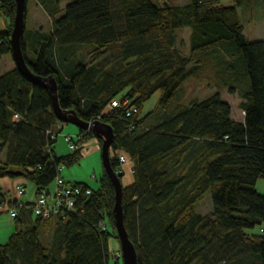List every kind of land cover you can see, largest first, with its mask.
I'll list each match as a JSON object with an SVG mask.
<instances>
[{"label": "trees", "instance_id": "trees-1", "mask_svg": "<svg viewBox=\"0 0 264 264\" xmlns=\"http://www.w3.org/2000/svg\"><path fill=\"white\" fill-rule=\"evenodd\" d=\"M37 1L52 30L25 28L24 56L34 74L56 79L62 109L112 126L111 162L122 184L120 156L131 167L123 210L138 264H264V194L257 189L264 179V40L245 34L239 14L245 0L230 7L221 0L184 6ZM15 15L16 1L0 0V19L8 24L0 30V181L32 182L37 196L50 189L60 166L79 163L86 142L97 138L78 128V149L56 154L59 134L70 124L58 120L50 90L17 69ZM184 29L191 30L188 55L178 47ZM10 59L13 68L5 65ZM190 79L213 82L216 93L172 109ZM226 90L239 95L244 122L232 118L222 98ZM159 91L157 107L144 115V104ZM131 106L138 113L127 117ZM151 120L157 121L153 127ZM74 183L93 194L81 197L66 217L43 219L20 208L15 233L0 243V264H110L109 241L120 243L114 185L105 169L97 189ZM1 191L0 203L7 196ZM208 191L213 212L203 215L197 204Z\"/></svg>", "mask_w": 264, "mask_h": 264}, {"label": "rangeland", "instance_id": "rangeland-1", "mask_svg": "<svg viewBox=\"0 0 264 264\" xmlns=\"http://www.w3.org/2000/svg\"><path fill=\"white\" fill-rule=\"evenodd\" d=\"M62 4L64 8L68 3ZM156 4H172L175 6H184L190 3V0H154ZM221 4L226 7L234 6V0H221ZM28 27L29 28H44L50 29V22L45 23L41 16L43 12L37 7L35 0L28 2ZM42 12V13H41ZM239 14L244 26L246 36L251 41L264 40V0H245L243 6L239 8ZM43 19V20H41ZM43 29V30H44ZM190 29H184L178 32L179 43L178 47L185 54H189L190 50ZM89 49L84 52L87 55ZM216 86L211 81H200L198 79H190L183 87V91L172 109L179 106V104H190L196 100H204L216 93ZM161 92H156L152 98L144 104L143 114L147 115L153 111L159 102ZM222 98L228 102L233 109V113L238 118L242 115L239 107L241 99L238 94H230L227 90L222 92ZM156 120L149 122L150 126L156 125ZM79 133L78 127L74 125H66L60 132L55 151L58 156H66L71 153L68 143L65 140L66 136H77ZM97 144V146H96ZM129 163V162H128ZM104 173V166L102 161V151L97 139H92L86 142L84 156L79 163L72 166L65 167L62 176L67 182H80L97 189L100 186V180ZM131 180L130 174H126L123 178V184H129ZM26 194L22 195V200H36V187L32 182H26ZM54 183L50 189H54ZM17 187V186H16ZM15 187V189H16ZM257 188L259 192L264 194V179L258 181ZM14 193L16 195V191ZM197 209L200 214L207 215L213 212L212 193L208 191L203 199L197 204ZM16 231L15 221L10 217V214L0 208V243L6 244L9 238ZM111 250L110 264H124L123 259H118L121 255V244L114 238L109 241Z\"/></svg>", "mask_w": 264, "mask_h": 264}, {"label": "water", "instance_id": "water-1", "mask_svg": "<svg viewBox=\"0 0 264 264\" xmlns=\"http://www.w3.org/2000/svg\"><path fill=\"white\" fill-rule=\"evenodd\" d=\"M16 1V15L14 19V27L11 36L12 56L19 72L25 76L30 82L36 85L46 87L51 92L53 107L59 121L64 124H70L82 130L92 131L97 139L102 141V161L106 174L111 179L116 194V202L114 207V219L121 244V252L124 264H138L137 250L135 244L131 240L124 222L123 210V184L112 167L111 147L114 142L115 133L112 126L99 120L87 122L82 120L75 110H64L60 106L58 97V85L54 77H40L34 74L26 61L22 50V37L26 28V0ZM22 175V173H17Z\"/></svg>", "mask_w": 264, "mask_h": 264}, {"label": "built area", "instance_id": "built-area-1", "mask_svg": "<svg viewBox=\"0 0 264 264\" xmlns=\"http://www.w3.org/2000/svg\"><path fill=\"white\" fill-rule=\"evenodd\" d=\"M121 102L118 100L113 101V108H119ZM125 105L128 104L126 101ZM138 113V108L136 106H131L127 111V117H130ZM58 129H61V126H58ZM51 139H56L57 134L54 130L48 132ZM82 135L79 133L77 136H66L65 140L69 145L71 151H76L78 149V143L82 140ZM119 162L122 165L121 173H124L123 166L128 164L129 160L126 156L122 155L119 158ZM64 166L58 168V175L54 182V189H44L37 194L36 200L32 205H25L23 202L17 200L15 197H6L5 201L0 203V208L7 211L10 214L12 219H15L19 215L20 208H27L32 210V212L43 219H51L53 217H66L68 213H74L77 209L78 200L81 197H89L93 194L90 188H85L84 186L77 185L74 182H67L63 176L62 172ZM118 174V173H117ZM16 195H24L26 193V187L24 184L17 185ZM2 191L0 189V196ZM1 199V197H0ZM103 227H105L103 225ZM121 258V255L118 256V259Z\"/></svg>", "mask_w": 264, "mask_h": 264}, {"label": "crops", "instance_id": "crops-1", "mask_svg": "<svg viewBox=\"0 0 264 264\" xmlns=\"http://www.w3.org/2000/svg\"><path fill=\"white\" fill-rule=\"evenodd\" d=\"M29 2V0H28ZM36 4H37V7L43 12L44 15L41 14L42 18L44 19H41L43 20L45 23H48L50 22V29L46 30L44 29L43 27L42 28H29L28 27V17H29V12H28V7H27V13H26V28L27 30H30V31H37V30H40V31H43L45 33H49L51 30H52V19L50 18V16L47 14V12L44 10V8L39 4V2L37 0H35ZM27 6H28V3H27ZM41 12V13H42ZM7 21H5L4 19H0V30H5L7 28ZM44 29V30H43ZM5 65L8 67V68H13L14 67V63L13 61H11L10 59V63H5ZM232 107V106H231ZM242 115L239 116L238 118H236V116L234 115L233 113V109H232V118L235 120V121H238V122H244V119H245V115L243 113V111H241ZM97 146V144H96ZM98 147V146H97ZM130 164H126L123 166V170H124V173L125 174H129L130 173ZM131 176V175H130ZM132 182V177H131V180L129 182V184ZM22 183H25L24 180L22 179H17V180H10V179H2L0 181V187L1 189L3 190L4 193H6L7 196L9 197H15L17 200L21 201V202H34V200H22L21 196L22 195H15L13 194L14 193V189L17 185L19 184H22ZM258 189V188H257ZM27 192V191H26ZM262 193V192H261ZM26 194V193H25ZM24 194V195H25ZM263 194V193H262ZM198 211V209H197ZM199 212V211H198Z\"/></svg>", "mask_w": 264, "mask_h": 264}]
</instances>
